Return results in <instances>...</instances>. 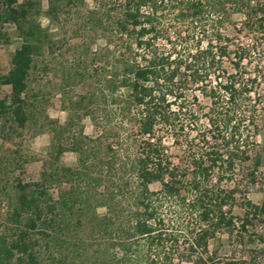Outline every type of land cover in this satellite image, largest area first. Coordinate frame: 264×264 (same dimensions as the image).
<instances>
[{
  "label": "trees",
  "instance_id": "1",
  "mask_svg": "<svg viewBox=\"0 0 264 264\" xmlns=\"http://www.w3.org/2000/svg\"><path fill=\"white\" fill-rule=\"evenodd\" d=\"M95 1L88 23L106 40L100 121L108 102L119 120L113 157L97 163L96 182L110 183L97 227L114 243L101 264H264V211L247 197L264 120V0ZM30 8L31 0H0V23L15 25L23 41L0 77L10 88L0 111L20 126L33 56L47 37ZM29 188L19 185L13 229L0 233V264H38L35 233L43 239L52 228L45 194Z\"/></svg>",
  "mask_w": 264,
  "mask_h": 264
},
{
  "label": "rangeland",
  "instance_id": "2",
  "mask_svg": "<svg viewBox=\"0 0 264 264\" xmlns=\"http://www.w3.org/2000/svg\"><path fill=\"white\" fill-rule=\"evenodd\" d=\"M29 12L47 37L41 38L33 56L24 95L23 126L10 111H0V233L13 229L10 216L19 185L30 186L27 193L45 194L40 201L46 206L45 217L52 226L43 239L35 233L39 239L38 264H101L103 251L112 249L114 243L101 238L97 227V217L108 211L98 206L99 196L110 185L108 178L101 184L96 182L97 163L101 158L108 161L113 157L108 145H114L111 134L119 120L115 106L108 102L109 118L100 121L97 75L106 63L101 51L106 40L88 23L89 14L98 12L97 2L31 0ZM22 42L15 25L0 23V77L10 70L11 57ZM107 71L110 75L112 70ZM9 95L10 88L0 85V102ZM87 95H91L88 106V102L80 103ZM106 96L110 101V95ZM104 135L109 139L102 138ZM257 142V185L248 189L247 197L264 211V120ZM47 206L52 211L48 212ZM259 226L262 231L257 235L264 239V222ZM210 251H215L213 242ZM217 253L221 257L230 254L228 244L218 248Z\"/></svg>",
  "mask_w": 264,
  "mask_h": 264
}]
</instances>
